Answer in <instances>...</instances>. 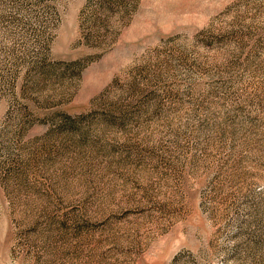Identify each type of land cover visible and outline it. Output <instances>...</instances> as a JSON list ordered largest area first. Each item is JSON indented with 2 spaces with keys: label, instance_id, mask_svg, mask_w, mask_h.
I'll list each match as a JSON object with an SVG mask.
<instances>
[{
  "label": "rangeland",
  "instance_id": "rangeland-1",
  "mask_svg": "<svg viewBox=\"0 0 264 264\" xmlns=\"http://www.w3.org/2000/svg\"><path fill=\"white\" fill-rule=\"evenodd\" d=\"M0 264H264V0H0Z\"/></svg>",
  "mask_w": 264,
  "mask_h": 264
}]
</instances>
